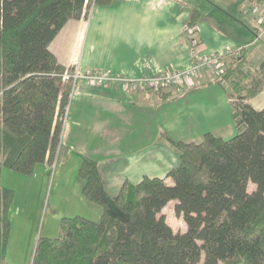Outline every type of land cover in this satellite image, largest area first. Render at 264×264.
I'll return each mask as SVG.
<instances>
[{
	"label": "trees",
	"instance_id": "16d2710c",
	"mask_svg": "<svg viewBox=\"0 0 264 264\" xmlns=\"http://www.w3.org/2000/svg\"><path fill=\"white\" fill-rule=\"evenodd\" d=\"M113 1L0 0V264H8L15 198L2 169L31 176L37 164H54L73 90V80H63L73 66L61 64L49 45L69 19ZM203 18L193 7L188 23ZM246 53L214 81L230 86L234 136L206 132L186 141L163 132L179 164L164 176L125 182L117 193L85 159L78 170L83 194L101 207L100 218L63 217L58 236L38 238L32 264H264V108L248 102L264 88V59L256 65ZM171 200L187 225L183 232L162 213ZM221 232L228 241L218 249Z\"/></svg>",
	"mask_w": 264,
	"mask_h": 264
},
{
	"label": "crops",
	"instance_id": "0c3cea01",
	"mask_svg": "<svg viewBox=\"0 0 264 264\" xmlns=\"http://www.w3.org/2000/svg\"><path fill=\"white\" fill-rule=\"evenodd\" d=\"M233 2L231 10L259 24L252 16L249 0L239 8L238 1ZM217 3L214 0L219 7ZM193 7L200 8L204 15L197 30L205 52L244 46L256 65L264 59L262 30L255 33L247 28L246 20L240 19L234 21L236 31L223 32L219 20L209 21L203 2L197 0H114L108 6L94 5L87 16L69 19L49 48L66 67L78 64L81 73L106 70L143 76L186 68L191 59L184 24ZM232 58L233 53L225 58L226 64ZM216 78L205 70L193 87H171L159 94L125 90L119 85H91L80 78L72 91V105L54 164H37L31 176L2 169L3 186L15 191L7 260L15 263L16 257L23 256V264H32L38 238L58 236L63 217L82 214L74 210L76 202L82 203L87 212L89 209L88 218H100L101 207L83 194L84 181L78 170L85 159L97 164L108 189L117 193L125 182H136L144 175L157 176L159 170L166 169L163 159L173 156L174 149L161 133L181 140L193 138L190 141L202 140L206 132L224 138L235 134L230 91L227 83L214 82ZM248 102L263 109L264 88ZM54 171L55 176L62 175L55 186L62 210L53 222L44 221L39 227L43 199ZM23 175L27 178L21 179ZM19 181L23 183L21 195L15 186ZM38 201H42L39 211ZM13 215L18 216L16 224Z\"/></svg>",
	"mask_w": 264,
	"mask_h": 264
},
{
	"label": "built area",
	"instance_id": "2783aa9c",
	"mask_svg": "<svg viewBox=\"0 0 264 264\" xmlns=\"http://www.w3.org/2000/svg\"><path fill=\"white\" fill-rule=\"evenodd\" d=\"M250 11L256 18L264 33V3L263 5L252 4ZM184 32L188 39L190 65L186 68L163 69L154 75L133 76L123 73H113L106 70H89L81 73L78 64L73 66V70H66L63 74V80H73V88L80 78H85L89 84L96 86L119 85L125 90H133L137 92H154L164 91L171 87L185 89L196 85L197 79L207 70L214 76H219L225 69V58L234 54L240 55L247 48L238 46L228 48L224 52L207 53L202 49L201 41L198 37L197 26H192L186 22L184 24ZM73 91V90H72ZM72 95V93H71ZM71 100V96H70ZM70 104V102H69ZM69 104L64 114L61 116L63 127L67 121Z\"/></svg>",
	"mask_w": 264,
	"mask_h": 264
},
{
	"label": "rangeland",
	"instance_id": "374dc122",
	"mask_svg": "<svg viewBox=\"0 0 264 264\" xmlns=\"http://www.w3.org/2000/svg\"><path fill=\"white\" fill-rule=\"evenodd\" d=\"M189 2H193V0H188ZM197 1H201L203 2V6H204V10H205V13L208 15V20L210 21V18H215L216 20H219V28L223 30V32H228V30L232 31H236V29H238L236 23L234 22L235 20H240V19H244L246 20V26L248 29L254 31L255 33H258L262 30V27L257 24L256 22L254 23V21H251V20H248L246 18H244L243 14L241 13H236L234 11V9L232 8L231 10V7L234 5L235 0H217V3L219 7H217V5L214 4V0H197ZM238 1V6L237 8H239L241 5H246V2L247 0H237ZM244 5V6H245ZM252 15V14H251ZM254 15V14H253ZM252 15V16H253ZM228 21V22H226ZM233 24V25H231ZM263 33V31H262ZM264 34V33H263ZM226 65V64H225ZM227 89H229L230 91V86L227 84ZM234 99V98H233ZM72 105V101L70 102L69 106ZM70 111V109H69ZM235 129V128H234ZM236 131V129H235ZM234 136V133L228 137H225V138H230ZM185 138H188V139H184V140H187V141H190L192 139H189V137H185ZM171 157V158H170ZM170 157H167L165 159H163V162H167V167L165 170H159L158 171V175L157 176H164L166 173V170H168L169 168L171 169L173 166H177L180 162V159H179V154L178 152H176L175 150H173V156H170ZM164 167V165H163ZM169 171V170H168ZM167 171V172H168ZM162 172V173H161ZM55 171L53 172V176L52 178L50 179L49 183H48V187H47V191H46V195L43 199V207H42V212L40 213V222H39V227H42L44 221H46L47 223L49 222H53V217H56V213L58 212V214H60V209L61 207L60 204H61V199L60 197L58 196L55 197V193H56V184L58 183V180L61 179L62 175H60V177H58V174L55 176ZM152 176V175H150ZM23 178H27L26 176L23 175ZM55 178V179H54ZM142 178V177H141ZM139 178L138 181L141 179ZM52 179H54V181L52 182ZM132 180H135V179H132ZM137 182V181H136ZM171 182V180H170ZM23 183L22 182H17L16 183V187L17 189L19 190V194L21 195V192L22 190H20V186L22 185ZM56 186V187H55ZM78 186V182L75 181V187ZM255 188V185L253 183H249V186H248V189L249 191H252L253 189ZM42 202V201H41ZM40 201L37 202V207L41 204ZM177 203L176 200H171L162 210V213L165 215L166 217V221L167 223L172 227V229L174 230V232H183L186 230L187 228V225L184 221V219L181 217V216H177L176 215V212H175V204ZM56 206H58L57 208H55ZM39 208L38 207V211H39ZM74 210H78L79 211H82L81 215H84V216H87L89 217V209H88V212L86 211V208L83 207V204L80 203V202H76V206L73 207ZM83 211L85 213H83ZM28 216V215H27ZM17 217L16 215H13L12 218H14L15 220V224H16V221H17ZM21 219V218H20ZM31 220H33V217L31 218ZM18 225L15 226V229L17 228ZM41 230V228L39 229ZM198 241H202V238L199 239ZM227 241H228V238L226 237V233L224 232H221V234L219 235V239L216 243V247L219 249L227 246ZM24 260V257L23 256H18L16 257V261L15 263H12L10 261V259L7 260V263L8 264H23V261Z\"/></svg>",
	"mask_w": 264,
	"mask_h": 264
}]
</instances>
